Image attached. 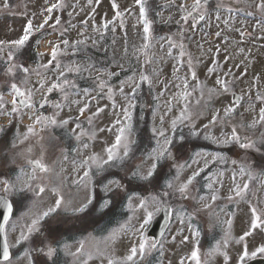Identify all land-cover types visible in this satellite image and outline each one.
<instances>
[{
    "label": "rangeland",
    "instance_id": "1",
    "mask_svg": "<svg viewBox=\"0 0 264 264\" xmlns=\"http://www.w3.org/2000/svg\"><path fill=\"white\" fill-rule=\"evenodd\" d=\"M21 1V4L18 3L10 12L9 6L4 7L8 0H0V40L20 38L29 20L32 21L36 32V27L50 16L51 19L44 29L56 27L52 33L44 35L40 40L44 39L43 44L47 42L52 49L56 45L59 47L56 60H52L51 53L46 54L40 50L42 54L39 53L37 61L34 59L32 62H26V66L31 69L28 81L29 86L34 87V106L31 109L26 108L18 116V123L6 132L4 126L10 115H0V179L14 180L21 167H24L25 171L29 170L20 163L21 153L31 146L34 148V154H38L35 147L37 141L43 145L45 161L54 171L51 174L38 173L39 179L33 183V188L36 184L43 186L45 191L42 194L36 195L33 191H27L24 198L16 199L21 200L20 203L23 200L24 205L20 212L18 210L11 224L23 226L29 221L32 213L42 212L53 206L57 198L53 189H58L65 200V204L53 214L54 216L58 213L65 215L76 212L75 209L85 204L92 205L88 203L89 200H94L93 205L105 208L106 202L108 204L106 194L110 191L112 193L116 188L117 180L121 185L120 200H124L127 194L125 202L122 203L124 210L120 209L123 215L112 218L107 213L105 224L100 227L94 224L92 230L87 229V221L80 226H72L63 221H45L48 232L44 234L50 238L45 243L53 240L60 242L59 256H54L59 258V262H54V258L51 263L83 264L86 260L87 264H107L108 259L121 261L129 254L130 248L143 239L148 241L149 246L143 257L138 256L135 259V264H181L182 261L183 264H195L189 257L198 241L194 230L198 225L196 220L204 221L203 225L209 223L210 227L206 225V228L211 230L218 221L212 219V215H202L206 210L205 205H213L212 195L217 197L222 193L221 197L227 200L233 196L226 191L234 190V187L229 186V174L235 173L239 166L234 165L238 161L228 169L221 166L228 164L230 157V152L225 153L222 149L234 142L221 141L230 137L232 127L239 124L242 126L238 128L239 134L253 141V147L246 150L255 151L260 157L264 155V123H254L259 121V110L264 107V102L258 99L264 97V24L259 18L250 17L249 0H215L214 8L208 4L210 0H206V3L202 0L203 7L200 12L203 11V20L188 16L194 0H144V15L141 14V6L136 0H115L121 13L119 17L116 16L117 9L113 7V0H91V3L89 0ZM58 2H61L63 7L53 9L51 13L45 11L47 7ZM62 9L67 15L65 23L62 21ZM57 19L61 20L59 24L55 23ZM145 19L148 21L149 33L144 31ZM109 22L111 29H105L103 25ZM158 27L160 29L157 31ZM211 36L215 38L211 40ZM65 40L68 41L67 45L63 44ZM78 41L83 43L78 44ZM41 43L40 48L43 45ZM107 47L108 54L103 57L102 52L106 51ZM91 51L101 55L96 56ZM7 52L8 49L0 51L1 60H8ZM17 62H23V58H18ZM210 68L215 71L209 72ZM193 71L196 74L195 80L192 79ZM141 75L148 76L151 83L142 82ZM217 78L229 82V91L209 97L208 90L219 87L216 85ZM185 80L188 83L187 89L184 88ZM10 82L11 77L4 76L0 71V93L4 97L5 112L12 107L13 94L11 90L8 91L10 87L7 86ZM38 82H43L44 87L40 88ZM52 84H60L61 87L48 91ZM136 84H139V87H136ZM201 85L205 93L203 98L200 95ZM121 87L123 92L120 91ZM147 90L151 91L150 95L146 93ZM185 91L192 92L187 111L195 118L177 121L173 127L172 122L180 115L184 106ZM233 92L242 95L243 103L238 105L235 113L225 117L224 109L235 103L231 98ZM138 99H141L140 114H137L138 118L134 122L135 104ZM197 100L201 101L199 105ZM42 102L50 108L49 113H45L43 107L39 108ZM129 103L134 107L129 108ZM56 104H60L62 109H57ZM81 109H84L83 113ZM98 109L102 111L98 112ZM122 109H128L131 113V130L126 135L134 142L131 145L130 157L125 162L126 167L116 171L115 173L120 175L115 174L110 180L107 176L90 177V185L89 180H86L83 181L84 188L76 186L74 181H77L85 170L81 166L82 161L94 154L106 158L104 150L115 142L118 130L123 126L116 123L117 120H124ZM216 110L220 111L222 122L205 129L204 125L209 123ZM34 114L55 115L58 124L48 125L39 132V136H30L29 140H24ZM63 120L68 123L59 126V122ZM153 128L157 130L155 133ZM187 128H191L190 131ZM182 129L189 131L188 136L179 135ZM160 131H165L166 136L172 140L174 136L179 135L175 149L171 146L172 157L165 159L170 161L171 165L162 166L155 174L153 182L148 181L147 185L137 184L136 182L146 181L134 177L132 173L139 170L146 174V169L153 162L149 153L157 147V141L161 144L164 142V138L158 135ZM194 132L199 135H194ZM135 135L140 137V148L135 147ZM41 136L43 140L39 139ZM206 136L215 138V142L213 139H206ZM180 137H184L183 141ZM203 140L213 142L221 147V150L200 148L192 151L194 142ZM144 148L147 150L143 152ZM240 149L245 151V148ZM217 155L223 157V160L214 159ZM193 159L199 163H192ZM189 164L191 167L187 166ZM181 165L184 167H180ZM242 166L245 171L249 169L248 166ZM208 167L211 168L207 169ZM94 168L95 165L92 166V169ZM253 170L260 173L264 169L253 166ZM194 171H199V175L189 186L187 193L181 195L179 186ZM166 181L172 182L171 189L166 187ZM209 184L212 188H209ZM135 186L142 196L134 192ZM258 186L257 194L259 193L262 201L263 179H260ZM217 187L218 191L222 189L221 193L216 192ZM164 192L168 195H163ZM198 192H201L199 199ZM157 194H160L163 205L174 203L175 222L160 247L153 248L146 232L160 211H155V206L149 204L147 211H152L153 217L150 222L144 224L141 234L140 225L144 223L146 213L138 205L140 198ZM260 206L264 207L262 204ZM100 214L103 213L100 211ZM223 218L227 220V216ZM229 221L226 222L230 227V242L236 245L235 257L222 263L223 256L218 255L222 250L217 252L212 249L206 254L201 252L200 260L205 261L201 264H236V257L243 244L248 245L251 253L264 243V227L240 241L243 233L250 230V212L247 208L240 209ZM125 223H128L129 227L118 231V234L112 237L113 230H120L121 225ZM74 230L80 232L73 234ZM18 232L19 227L16 232L9 229L10 244ZM58 232H68L73 236L65 234L61 237ZM185 236L188 237L187 241H183ZM81 241L85 242L86 252L92 254L91 259L86 255L74 258L69 254L75 252ZM64 244L69 245L67 250L62 247ZM29 246L25 244L23 252L16 253L11 264H27L24 252ZM41 246L44 248L42 254H45L47 248ZM52 246L57 247L56 244ZM17 247L18 245H15L13 249L16 250ZM31 248L33 262V256L38 251H35V243H31ZM156 249L160 252L157 259H149V255ZM203 254L206 258L202 257Z\"/></svg>",
    "mask_w": 264,
    "mask_h": 264
},
{
    "label": "snow or ice",
    "instance_id": "2",
    "mask_svg": "<svg viewBox=\"0 0 264 264\" xmlns=\"http://www.w3.org/2000/svg\"><path fill=\"white\" fill-rule=\"evenodd\" d=\"M137 4H140V12L142 15L145 14V8H144V0H136ZM206 3V0H204ZM89 3H91V0H89ZM183 6V5H182ZM4 7L7 8L8 4L7 2L4 4ZM63 7V4L61 2L53 3L50 7H47L45 9L46 12L51 13L53 9ZM113 7L117 9L116 16L119 17L121 13L119 12L118 8L119 6L115 4V0H113ZM203 7L202 0H194L193 8L191 12H188V16H191L193 12L200 13V9ZM259 7L261 9H264V0H261V3L259 4ZM205 17L203 14H199V19L203 20ZM49 19H51L50 16L46 17L42 23H40L36 27V31L43 29L46 24H48ZM185 20L187 17L184 18ZM56 24H59L60 21L57 19L55 21ZM111 23V22H109ZM105 29L108 27V23H105L103 25ZM144 31L146 33L150 32V28L148 26V21L145 19V28ZM34 32L32 21L29 20L24 28L23 35L14 40L10 41H4L0 40V51H4L5 49H8L7 57H8V66L6 68V73L8 77H11V82L7 85L10 87L11 92L14 94V98L11 100L12 107L10 110L6 109V105L4 103V97L3 94L0 93V115H19L21 114V106L23 108L31 109L34 106V100H33V92L34 87L29 86L28 76L31 71V69L26 66V62H17L16 53L23 49L25 45L29 42L30 38L32 37ZM79 43H83V41H78ZM63 44L67 45L68 41H63ZM59 45H56L52 51L51 56L52 60H56L57 58V48ZM52 61H49L51 63ZM47 67V66H45ZM215 71L214 68H210L209 72ZM63 75V73H61ZM192 79H196V74L193 71L192 72ZM19 80V82H17ZM140 80L148 81L151 83V80L148 76L141 75ZM39 87L43 88L44 83L38 82ZM67 83V81H65ZM135 83V82H134ZM216 85H218V88L209 89L207 95L209 97L217 95L221 92L226 93L229 91V82L226 79H216ZM136 87H139V84L135 85ZM61 87L60 84H52L51 87L48 89V91H51L54 88ZM201 87L200 95L203 98L205 95L203 91V85ZM184 88H188L187 80H185ZM38 90V89H35ZM121 92H123V87L120 89ZM135 91V88L133 89V92ZM195 91V89H193ZM192 95V92L185 91L183 94V99L185 101L184 106L182 108V111L180 115L172 122L173 127L176 126L177 121H183V120H192L195 117L188 113V106L190 97ZM43 99V97H42ZM239 99V98H237ZM258 99H261L262 102H264V97H258ZM47 102V101H45ZM201 103L200 100H197V105ZM55 107L57 109H62V106L60 104H56ZM134 107L133 104L129 103V108ZM238 103H233L230 106H227L224 109V116L229 117L231 114L235 113L237 111ZM171 111V108L168 109ZM84 109H81V113H83ZM102 111V109H98V112ZM124 120L120 121L117 120V124H123L122 127L119 128L118 134L115 137V142L108 146L104 151L106 153V158L102 157L98 154L91 155L87 157L84 161L81 162V166L85 168L83 175L78 177L77 181H74L75 183H81L83 181L90 179V172L92 170V166L95 165L98 172H101L104 170L105 166H110L114 164H125V162L130 157L131 153V145L134 143L133 141H130L129 137L126 135L127 132H130L131 130V113L128 111V109H122ZM198 116L199 113H196ZM161 120H163V117H161ZM222 119L220 117V111L216 110L214 114L211 116V119L209 120L208 124L204 125L205 129H208L210 125H216L218 123H221ZM264 123V107H262L259 110V121H254V123ZM68 123L67 120H63L59 122V126L66 125ZM58 124L55 115L53 116H40L34 114L32 117V124L28 126L27 133L24 136V140H29V137H35L39 136V132L42 131L45 127L48 125H54L56 126ZM39 126V127H38ZM79 127V125H77ZM242 127L239 124H236L232 127V132L230 137H226L222 143H231V142H237L239 143L241 148H251L253 147V141L245 136H242L238 132V128ZM157 130L153 128V132L155 133ZM194 135H199L198 132H194ZM160 137L164 138V142L161 144L159 141H157V147L152 149L151 153H149V158L153 160L151 163V166L146 169V174H142L139 170L133 172V176L144 181H150L154 178L158 166H160L166 158L172 157L171 152V146L173 143V140L166 136L165 131H160L158 133ZM206 139H213L215 142V138L206 136ZM40 140H43V137H39ZM184 137H180V140L183 141ZM23 142V141H22ZM36 153L34 154V148L29 146L26 148V150L21 153L22 159L20 160V163L25 165L29 170L25 171L24 167H21L19 169V173L15 176L13 179H7L3 178L0 179V216H3V225H0V233L3 234L4 239V246H3V261L5 264H11L12 259V253L11 248L15 245L20 244H29V248L25 249L24 257L27 258V264H33L31 260L32 255V248L31 243L36 244L35 251L43 252L44 248L41 247L43 245L47 248V257H54L60 247V242L53 240L49 243H45V241H48L50 238L45 236L44 233L47 231L45 228V221L52 217L54 213L57 212L58 209L62 207V205L65 204L64 196L59 193L58 189H53L54 192L57 193V198L55 199L54 205L51 207H48L47 210H44L42 212L38 213H32L31 217L29 218V221L25 223L23 226H16L11 224V219L14 214L15 210V201L17 198H24L27 191H33L36 195H40L45 191V188L39 184H36L35 188H33V183L36 182L39 179L38 173H46L51 174L54 169L50 166L48 162L45 161L44 158V148L43 145L37 141L36 143ZM84 147H87V145H84ZM199 155V153H197ZM216 160H223V157L217 155L214 157ZM192 163L198 164L199 161L193 159ZM235 163V161H233ZM188 167H191V164L187 165ZM180 167H184V165H181ZM261 168L264 169V164L261 165ZM240 174L241 176L247 175L248 180L252 181L257 176L264 177V171H261L260 173H255L252 169H248L247 172L245 171V167L240 168ZM199 175V171H194L191 176L187 178V180L179 186L178 191L181 193V195H184L187 193L189 186L192 185L193 181L196 179V176ZM178 178V177H177ZM233 181L236 180V174H233L232 177ZM165 185L168 189H171L173 187V184L171 181H166ZM119 186V185H118ZM209 188H212V185L209 184ZM249 192V183L245 182L242 185L241 184H235L234 190H233V196H230L229 199L237 198V199H244L246 194ZM163 195H168L167 192H164ZM131 200V197L129 198ZM203 199V198H202ZM217 199L216 195L211 196V200L215 201ZM88 203H91V200H89ZM149 204L155 206V211L159 212L163 210V201L160 198V194L149 196L146 198H140L139 199V207L141 209L145 210L146 218L144 219V223L140 225V232L142 234L144 224H147L151 221L153 217L152 211H147V208ZM252 206L250 207V230L245 231L243 235L240 237V241H244L246 237H249L252 235L253 232L256 230L264 227V207L258 206V204L255 201H251ZM35 205L33 204V207ZM87 204L83 205L80 208L75 209L76 212H83L85 208H87ZM107 206V202L105 204ZM207 208H211L212 206L210 204L205 205ZM181 223H183V220H181ZM231 221H229V224ZM19 227L18 235L14 238V241L12 244L9 242V236L8 232L9 229H11L12 232H16L17 228ZM128 223H125L121 225L120 230H113V233L111 234L112 237H115L118 234V231H123L126 228H128ZM196 235H199L197 232ZM230 232L225 233V241L224 243L227 244L228 239H230ZM175 239V237H173ZM188 237H183V241H187ZM56 244L57 247H53L52 245ZM148 241L147 240H140L136 245H133L130 250L129 254L121 261H117L114 259H108L107 264H135V259L140 256L143 257L148 249ZM65 250L69 248V245L64 244L62 246ZM151 247H156L155 242L151 244ZM220 245H217L216 251H219ZM74 258H78L81 255H86L88 259L92 258V254L90 252H86L85 249V242L81 241L79 243V246L76 248L75 252L69 253ZM258 254H264V243L260 244L256 247L254 251L249 253L248 245L243 244L241 248V252L238 254V261L237 264H245V261L249 256L255 257ZM190 260L195 261V264H201L200 260V252L199 249H195L191 252V256L189 257ZM83 264H87V261L85 260ZM183 264V261L181 262Z\"/></svg>",
    "mask_w": 264,
    "mask_h": 264
},
{
    "label": "water",
    "instance_id": "3",
    "mask_svg": "<svg viewBox=\"0 0 264 264\" xmlns=\"http://www.w3.org/2000/svg\"><path fill=\"white\" fill-rule=\"evenodd\" d=\"M2 211V210H0ZM168 209L163 210L162 214L157 217V219L155 220V222L153 223V226L151 227V233L153 231L158 230L159 234L162 233V231H164V229L167 226L168 223ZM4 221H3V216H0V225H3ZM156 233V235H159ZM3 246H4V239H3V234L0 233V258L3 259Z\"/></svg>",
    "mask_w": 264,
    "mask_h": 264
},
{
    "label": "flooded vegetation",
    "instance_id": "4",
    "mask_svg": "<svg viewBox=\"0 0 264 264\" xmlns=\"http://www.w3.org/2000/svg\"><path fill=\"white\" fill-rule=\"evenodd\" d=\"M254 2H255L256 4L259 5V4L261 3V0H254ZM261 16L264 17V9H262ZM239 178H241V180L236 181L237 184H240V183H243V182H244V183H245V182H248V183H249V190H250V189H252V190L255 189V181H254V180H252V181L245 180V177H244V176H241V177H239ZM249 197H250V195H249ZM0 264H4V263H1V262H0Z\"/></svg>",
    "mask_w": 264,
    "mask_h": 264
},
{
    "label": "trees",
    "instance_id": "5",
    "mask_svg": "<svg viewBox=\"0 0 264 264\" xmlns=\"http://www.w3.org/2000/svg\"><path fill=\"white\" fill-rule=\"evenodd\" d=\"M136 189V188H135Z\"/></svg>",
    "mask_w": 264,
    "mask_h": 264
}]
</instances>
